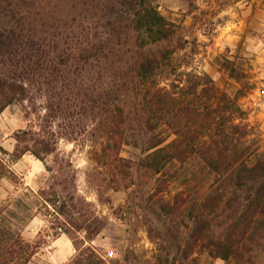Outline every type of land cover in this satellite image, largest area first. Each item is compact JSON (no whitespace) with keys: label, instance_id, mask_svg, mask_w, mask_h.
<instances>
[{"label":"trees","instance_id":"obj_1","mask_svg":"<svg viewBox=\"0 0 264 264\" xmlns=\"http://www.w3.org/2000/svg\"><path fill=\"white\" fill-rule=\"evenodd\" d=\"M185 42L155 0H0V115L35 87L74 90L80 105L83 89L100 139L96 161L124 180L135 169L148 175L150 209L186 231L183 260L208 245L229 264L264 240V157L238 97L174 62ZM32 136L17 131L12 152L0 145V181L12 186L0 201V264H30L42 254L46 242L23 236L42 209L55 215V237L65 234L75 249L65 264H110L90 245L103 218L84 216L78 198L58 189L63 181L47 178L34 190L12 169L30 154L43 162L42 175H53L45 158L55 149ZM126 145L140 154L123 156ZM178 181L185 188L173 194Z\"/></svg>","mask_w":264,"mask_h":264},{"label":"rangeland","instance_id":"obj_2","mask_svg":"<svg viewBox=\"0 0 264 264\" xmlns=\"http://www.w3.org/2000/svg\"><path fill=\"white\" fill-rule=\"evenodd\" d=\"M155 4L187 40L174 62L183 64L187 72L208 75L221 90L238 97L247 112V122L254 127L251 138L256 143L257 156L264 157V0H155ZM125 58L123 55L121 59ZM232 72L241 75L234 77ZM46 88L35 87L26 100L11 104L0 115V145L9 152L17 144L14 134L31 130L33 138L55 149L45 158L54 169L53 175H42L46 173L43 162L30 154L12 165L25 185L36 190L46 185L47 178L50 183L63 181L58 189L65 188L67 196L78 198L75 204L84 216L94 213L103 218L105 227L90 245L110 264H226L210 255L208 245L183 260L181 248L186 231L164 225L150 209L153 181L148 175L135 169L133 176L124 180L96 161L94 151L100 139L94 134L85 91L82 89L78 97L80 105L74 90L56 95ZM127 104L129 108L130 101ZM172 138L170 135L168 140ZM124 150L125 157L140 154L129 145ZM195 183L189 182L191 186ZM184 188L176 182L173 194ZM8 189L12 190L9 182L1 180L0 201ZM192 190L197 194L196 188ZM53 224L55 215L42 209L25 228V239L46 242L42 254L30 264H50L49 251L57 249L53 243L59 237L62 240L55 259L75 254L65 234L55 237ZM252 248L234 255L229 264H264V240Z\"/></svg>","mask_w":264,"mask_h":264},{"label":"crops","instance_id":"obj_3","mask_svg":"<svg viewBox=\"0 0 264 264\" xmlns=\"http://www.w3.org/2000/svg\"><path fill=\"white\" fill-rule=\"evenodd\" d=\"M61 240H62V237H59V238H57L56 240H54V243H53V245H54V247L55 248H57L54 252H50L49 251V260H50V262L52 263V264H65L66 262H68L72 257H73V254H69L68 256H66L64 259H59V260H56L58 257V253H59V249H58V246L60 245V243H61ZM68 240H69V247L71 248V249H73L74 251H75V249H74V247H73V245H72V243H71V241H70V239L68 238ZM67 248H68V246H67ZM56 258V259H55Z\"/></svg>","mask_w":264,"mask_h":264}]
</instances>
